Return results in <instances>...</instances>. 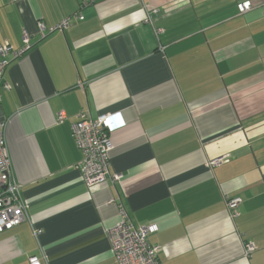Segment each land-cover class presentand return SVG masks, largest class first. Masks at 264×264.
Instances as JSON below:
<instances>
[{"label": "crops", "instance_id": "0c3cea01", "mask_svg": "<svg viewBox=\"0 0 264 264\" xmlns=\"http://www.w3.org/2000/svg\"><path fill=\"white\" fill-rule=\"evenodd\" d=\"M238 1L0 0V44L31 42L0 92L28 203L0 232V264H119L107 229L123 213L157 225L148 240L162 264H264V0L242 14ZM78 10L81 20L39 38L38 20ZM105 112L123 122L108 150L120 177L88 187L71 123Z\"/></svg>", "mask_w": 264, "mask_h": 264}, {"label": "built area", "instance_id": "2783aa9c", "mask_svg": "<svg viewBox=\"0 0 264 264\" xmlns=\"http://www.w3.org/2000/svg\"><path fill=\"white\" fill-rule=\"evenodd\" d=\"M97 0H80L79 9ZM237 10L242 14L252 7L251 0L237 2ZM153 13L159 12L152 8ZM81 20L83 15L78 10L72 16L62 18L52 26L45 25L41 20L37 21L39 38L55 30H63L71 23V18ZM31 46L28 35L22 36L21 46L14 48L9 42L0 44V92L8 89L9 83L3 79L5 67L8 63L21 56ZM58 117L64 118V112ZM119 118L115 112H105L96 118L89 117L86 113H80L78 119L72 121L71 130L77 146L81 149V171L83 180L88 187L100 184L108 178L118 179L119 174L108 173V150L111 148L109 132L115 126L123 122H116ZM227 156L214 158L210 164L223 161ZM241 198L231 196L226 198V207L230 216L237 215V207ZM28 203L21 195L20 183L13 176L12 162L9 157L8 147L3 133L0 131V232L9 229L27 218ZM123 213V212H122ZM157 230L155 223L135 226L123 213L122 218L107 229L112 243V253L118 259L119 264H162L158 258L160 246L149 242L148 236ZM41 230L37 229L36 233ZM256 249V245L247 242L244 246L245 255H249ZM30 264H41V258L33 255L29 257Z\"/></svg>", "mask_w": 264, "mask_h": 264}, {"label": "rangeland", "instance_id": "374dc122", "mask_svg": "<svg viewBox=\"0 0 264 264\" xmlns=\"http://www.w3.org/2000/svg\"><path fill=\"white\" fill-rule=\"evenodd\" d=\"M76 143V142H75ZM77 145V144H76ZM78 147V146H77ZM79 148V147H78ZM80 149V148H79ZM81 150V149H80Z\"/></svg>", "mask_w": 264, "mask_h": 264}]
</instances>
